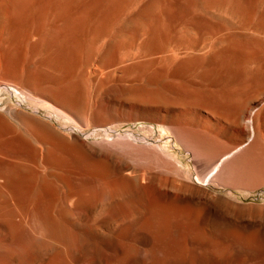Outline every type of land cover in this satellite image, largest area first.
Segmentation results:
<instances>
[{"label": "bare ground", "instance_id": "obj_1", "mask_svg": "<svg viewBox=\"0 0 264 264\" xmlns=\"http://www.w3.org/2000/svg\"><path fill=\"white\" fill-rule=\"evenodd\" d=\"M3 91L28 106L0 108V264H249L264 249L200 187L147 193L190 180L153 128L199 181L264 180V0H0Z\"/></svg>", "mask_w": 264, "mask_h": 264}, {"label": "rangeland", "instance_id": "obj_2", "mask_svg": "<svg viewBox=\"0 0 264 264\" xmlns=\"http://www.w3.org/2000/svg\"><path fill=\"white\" fill-rule=\"evenodd\" d=\"M212 14H213V17H211ZM208 15L212 19L214 18L215 20L220 19V22L222 23L228 20L229 22L227 21L228 23H226V25L234 26L232 19H230L229 17L222 16L220 13L218 14V12H213V13L211 12L207 14V16ZM225 18H227V20ZM200 45H198L199 46L197 47L198 49H201V47L203 48V44L201 46ZM20 98L17 97L16 94L12 92H7V91L0 92V108H2L3 106L9 105V104H13V103L17 104V102L21 103L22 106L27 107L28 103H26L25 101H21ZM39 113L46 114V112L44 111H41V112L39 111ZM51 120L55 123H59L58 122L59 120L56 117H52ZM147 125H145V127H148V129L152 128L151 125L149 124ZM142 127H144V125H142L141 123L129 125V129L134 130L137 133L145 134L147 132V129L141 130ZM127 128L128 127H122L120 128L121 130L117 129L115 130V133L113 134L115 135L117 132L126 130ZM153 129H154L153 130L154 133L152 134L153 138L157 139L160 137V139L162 140V144L163 145L166 144L168 146L169 152L172 153L174 156H176L178 162L180 163V167L183 168L188 173L190 172L189 173L190 175L188 176L189 177L188 179L190 180L188 181L186 178H185L186 180L180 179V181H178L179 179L178 180L173 179V181H168L162 184H158L156 182V179H153L152 182L149 184L150 187L147 190V193L151 199L162 198L168 193L172 192L173 194L175 192L173 194L174 196L180 197L184 201H187L190 199L191 196L189 195L188 192H186L188 190H184V188L181 186L184 184H187L190 187L197 186V187H200L201 193L206 194L205 197L208 199L207 201L210 200L209 203H210L211 209H213L214 211L212 212L215 214V216L220 221L222 220L224 222H228L229 224L232 225L233 228L238 229V230H243V229H248V228L259 229L264 235V180L258 181V182H249V183L245 181L235 182V183L232 182L228 184L217 180V183H216V181L211 182V178L214 175V173H211V175H208L204 179V181L202 180V178L199 181L196 178V176L200 172L202 163L193 161L190 155L184 152V150L181 149V147L176 142L171 141L172 138L169 136V134L160 133L157 128H153ZM99 139L101 138L100 137H88L87 140L93 141V140H99ZM251 139L252 138H250V140L244 145H242L241 147L244 148L251 141ZM234 153H235L234 155L237 156L240 153V149L236 150ZM229 157L231 158V155L227 156V158ZM225 159L226 158H224L223 160ZM191 176L193 178H191ZM179 187H180V190H179ZM150 189L151 191L152 190L153 191L151 192ZM149 191L151 192L150 193L151 195L149 194ZM153 193H156V194L154 195ZM209 197L212 199H210ZM248 263L249 264H264V249H261L258 258Z\"/></svg>", "mask_w": 264, "mask_h": 264}]
</instances>
